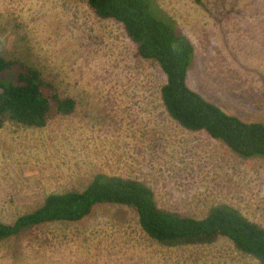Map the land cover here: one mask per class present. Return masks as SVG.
I'll return each instance as SVG.
<instances>
[{"label": "rangeland", "instance_id": "1", "mask_svg": "<svg viewBox=\"0 0 264 264\" xmlns=\"http://www.w3.org/2000/svg\"><path fill=\"white\" fill-rule=\"evenodd\" d=\"M155 1L193 44L188 88L264 124V20L246 23L264 18V0ZM0 55L35 68L75 102L72 114L42 128L0 129L1 222L12 224L50 194L80 192L101 173L144 183L161 210L202 219L227 205L264 228V158L242 159L174 121L161 101L159 65L140 58L122 25L97 17L85 0H0ZM0 264L260 263L224 237L163 246L131 207L104 203L80 221L0 240Z\"/></svg>", "mask_w": 264, "mask_h": 264}, {"label": "trees", "instance_id": "2", "mask_svg": "<svg viewBox=\"0 0 264 264\" xmlns=\"http://www.w3.org/2000/svg\"><path fill=\"white\" fill-rule=\"evenodd\" d=\"M85 1L97 17L122 25L140 58L159 65L165 75L161 101L174 121L188 131L205 132L242 159L264 158V124L246 123L226 114L188 88L186 75L194 56L193 44L176 30L155 0ZM74 108V100L61 98L38 70L0 55V129L7 122L42 128L51 118L72 114ZM104 203L131 207L141 230L163 246L208 245L224 237L237 251L264 264V228L236 209L220 205L202 219L182 216L161 210L144 183L101 173L80 192L50 194L12 224L0 221V240L46 223L80 221L95 205Z\"/></svg>", "mask_w": 264, "mask_h": 264}, {"label": "crops", "instance_id": "3", "mask_svg": "<svg viewBox=\"0 0 264 264\" xmlns=\"http://www.w3.org/2000/svg\"><path fill=\"white\" fill-rule=\"evenodd\" d=\"M252 20H253L254 22H258L259 20H264V18H260V19H248V20L246 21V23L249 22V21H252ZM237 25H238V24H237ZM206 31H207V30H206ZM206 31H205V32H206ZM240 91H241V90H240ZM260 93H261V94H259L258 97L264 99V87L260 89ZM259 105L264 106V102H263V103H259ZM223 112H225L226 114L231 115L230 112H227V111H223ZM233 116H234V115H233ZM243 122H251V120H250V121H248V120L244 121V120H243ZM255 122H258V123H259V122H261V121H255Z\"/></svg>", "mask_w": 264, "mask_h": 264}]
</instances>
